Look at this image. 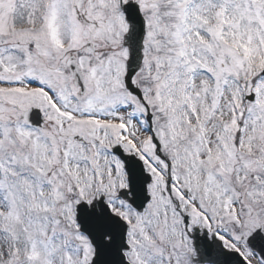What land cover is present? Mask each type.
<instances>
[{
    "label": "snow or ice",
    "instance_id": "1",
    "mask_svg": "<svg viewBox=\"0 0 264 264\" xmlns=\"http://www.w3.org/2000/svg\"><path fill=\"white\" fill-rule=\"evenodd\" d=\"M0 264H264V0H0Z\"/></svg>",
    "mask_w": 264,
    "mask_h": 264
}]
</instances>
